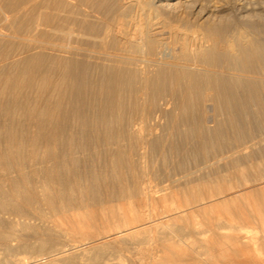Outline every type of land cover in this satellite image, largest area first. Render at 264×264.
<instances>
[{"label":"bare ground","instance_id":"1","mask_svg":"<svg viewBox=\"0 0 264 264\" xmlns=\"http://www.w3.org/2000/svg\"><path fill=\"white\" fill-rule=\"evenodd\" d=\"M211 1L5 0L32 42L0 71V264L215 262L207 149L215 111L264 119V10ZM190 151L200 166L153 183Z\"/></svg>","mask_w":264,"mask_h":264},{"label":"rangeland","instance_id":"2","mask_svg":"<svg viewBox=\"0 0 264 264\" xmlns=\"http://www.w3.org/2000/svg\"><path fill=\"white\" fill-rule=\"evenodd\" d=\"M230 1L229 0H226V1L225 0L224 1L223 0L222 1L212 0L211 3L212 4L215 3V6H217L218 8L223 7L224 9L225 8L227 9V7L229 6V3L227 2H230ZM241 1L242 3L245 2L246 5L251 6V8L255 10H259V9L264 10L263 8L264 0H240V2ZM236 2H238V0H236ZM6 7L7 5L5 3V0H0V25H1L0 26V29H1L0 30V56L2 57V58L0 57V71L5 69V66L10 65L14 59H17V57L20 58V56L22 55L24 56L25 55L24 53L26 52H23V51H26V45L32 42L30 39H27V38L20 39L19 37H16L13 34H10L13 32L12 30H14L16 26L12 22V19L8 21L4 20L3 16L5 15V13L10 12L11 14H13V10L8 12L6 10ZM226 12L224 11V13ZM237 28L241 29L242 26L238 25L236 26V29ZM2 45H4V47H2ZM14 48L17 51L16 50L14 51ZM23 48L25 50H23ZM2 49L4 52L1 51ZM9 49L11 50V53ZM9 53H10L9 56H11L10 59L8 56ZM215 112L217 114V115L215 114V119H217L215 120V125L217 126H215V132L212 133L214 134L213 139L215 143L214 142L210 143L209 149H207L209 155L211 151L212 152L214 151L213 153H211L210 156L215 155V166L213 167L215 170L213 168H205L208 171V173H212V174H209L208 177L212 176V177H209V179H211V181L213 182V186H215V206L212 208H209L207 211L202 212V214L213 213L215 215V218L212 219L213 222L215 223V235L213 234L211 230H207L206 233L211 238L215 237V254L217 255L219 254V256L222 255L221 256L222 258L221 260H217L219 256L218 258L216 256L215 262L206 261L205 259H202L203 263L200 262V264H250V263L251 264H264V230L261 228V224L259 220L260 217L264 216V193L261 192L259 195L258 194L255 195V193L251 192V189H249V187L254 186L255 184L261 182L259 177H262V179H264V126H261L263 124L264 119L261 116H260L261 118L258 119V116L256 115V117L251 116V120H250L249 118L250 116H248L246 125H248L249 123V126H246L247 129L241 128V129H244L245 131L242 130V132H240L241 129L236 130L237 128L234 127V124H235L234 121L231 119V117H230L231 121L229 120V115L226 112L221 111V110L215 111ZM230 122L231 124H228ZM219 123H222L224 125V131H219V129L217 128ZM225 124L227 125V127ZM254 127L257 129L255 130ZM225 129L227 131H225ZM244 132L246 133L244 134ZM173 134L174 133L171 132V130L167 132V136H168L167 138H168L169 143L173 142L172 144H175V142L178 143L183 140L182 137L176 134L174 135ZM192 134L197 135V133H192ZM169 135H170V139L173 137L172 140L169 139ZM195 135H192V137H194ZM182 152L184 153V151ZM182 152H178V155L176 152H173V153L169 152L170 155L165 156L163 158L164 161H159V164L157 163L156 164L157 166L155 165L156 167H154V174H153L154 184L162 185L164 183L165 176L168 172L171 173V175H175L177 172L181 171L180 170L181 167H182V170H195L197 166L201 165L200 162L205 158V154L203 155L200 151L198 152L190 151L188 153L186 152L187 154L185 153V157ZM200 153L202 155H200ZM172 155L176 156V157L174 156L176 160L173 159ZM200 156H204V158L201 157L200 159ZM178 160L181 161V166H177V162H174L176 163L175 165L174 163H172L173 161H178ZM178 167L180 168L179 170H177ZM189 167L191 169H189ZM192 167H194V169H192ZM165 168L168 170V172ZM172 169L174 172L172 171ZM210 169L212 170L210 171ZM156 170H157V173H156ZM204 170L203 172L206 171ZM207 171L205 172L206 174H207ZM203 172L202 174L206 175ZM213 174H214V177H213ZM121 176L122 175H120V177ZM126 176L127 174L124 173L122 177H126ZM228 184H232L235 186L243 185L245 188H248V189L244 192H240L237 194H228L226 193L225 190L224 191L218 190L223 187L225 188L226 185ZM260 186L264 187V183L261 184ZM145 207H142V208L149 209L148 206H147L148 208H145ZM242 225L245 226V228L239 229V226H242ZM236 235L240 236L239 240L242 241V244L246 243V245H242V248L243 246H245L244 250L243 249L241 250V246L239 249V246L237 245L228 244V243L225 244L226 242H229V240L234 238Z\"/></svg>","mask_w":264,"mask_h":264},{"label":"crops","instance_id":"3","mask_svg":"<svg viewBox=\"0 0 264 264\" xmlns=\"http://www.w3.org/2000/svg\"><path fill=\"white\" fill-rule=\"evenodd\" d=\"M259 220H260L261 228L264 230V216L260 217Z\"/></svg>","mask_w":264,"mask_h":264}]
</instances>
